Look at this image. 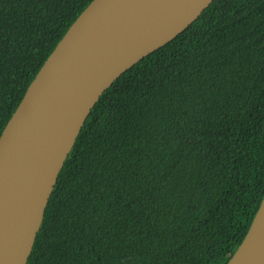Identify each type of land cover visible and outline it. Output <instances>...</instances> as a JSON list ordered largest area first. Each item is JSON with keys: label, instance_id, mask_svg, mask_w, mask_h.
Segmentation results:
<instances>
[{"label": "trees", "instance_id": "16d2710c", "mask_svg": "<svg viewBox=\"0 0 264 264\" xmlns=\"http://www.w3.org/2000/svg\"><path fill=\"white\" fill-rule=\"evenodd\" d=\"M92 0H0V135ZM264 196V0H214L98 99L26 264H227Z\"/></svg>", "mask_w": 264, "mask_h": 264}, {"label": "water", "instance_id": "95a60500", "mask_svg": "<svg viewBox=\"0 0 264 264\" xmlns=\"http://www.w3.org/2000/svg\"><path fill=\"white\" fill-rule=\"evenodd\" d=\"M214 0H92L0 135V264H26L58 175L100 96ZM227 264H264V196Z\"/></svg>", "mask_w": 264, "mask_h": 264}]
</instances>
